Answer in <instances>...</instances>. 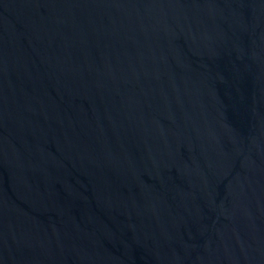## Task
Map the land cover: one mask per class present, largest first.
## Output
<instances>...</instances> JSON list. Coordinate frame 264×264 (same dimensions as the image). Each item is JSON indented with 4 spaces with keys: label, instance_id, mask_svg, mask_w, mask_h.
Wrapping results in <instances>:
<instances>
[{
    "label": "water",
    "instance_id": "water-1",
    "mask_svg": "<svg viewBox=\"0 0 264 264\" xmlns=\"http://www.w3.org/2000/svg\"><path fill=\"white\" fill-rule=\"evenodd\" d=\"M0 264H264V0H0Z\"/></svg>",
    "mask_w": 264,
    "mask_h": 264
}]
</instances>
